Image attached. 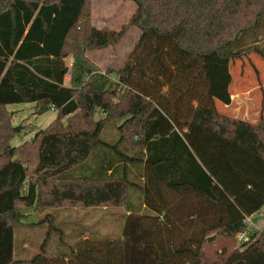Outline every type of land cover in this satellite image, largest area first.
Instances as JSON below:
<instances>
[{
	"label": "trees",
	"instance_id": "1",
	"mask_svg": "<svg viewBox=\"0 0 264 264\" xmlns=\"http://www.w3.org/2000/svg\"><path fill=\"white\" fill-rule=\"evenodd\" d=\"M130 1L115 30L90 24L89 0H0V264H264V231L237 239L246 215L264 214V115L216 107L231 101L233 60L264 62V0ZM129 26L126 60L87 77L85 51ZM24 102L56 115L15 146L5 107ZM110 206L125 211L119 236L78 231L55 256L44 242L29 258L15 248V226L52 208Z\"/></svg>",
	"mask_w": 264,
	"mask_h": 264
},
{
	"label": "rangeland",
	"instance_id": "2",
	"mask_svg": "<svg viewBox=\"0 0 264 264\" xmlns=\"http://www.w3.org/2000/svg\"><path fill=\"white\" fill-rule=\"evenodd\" d=\"M86 8L91 25L118 30L129 21L135 10V4L130 0H89V4ZM138 35L139 29L136 26H129L116 44L102 49H87L84 53L87 60V77H93L104 72L108 68H118L126 60ZM260 44H264V39H261ZM65 61L68 65L70 61H73L71 54L65 58ZM262 63H264L263 60L254 53L249 54L248 57H243L240 60L235 59L231 62L230 72L232 74V82L229 87L231 101L226 106L216 102V107L221 113L236 117V107L240 106L236 102L240 96L245 94L249 96L247 100H252V96L255 100L248 104L249 110H251L256 103L259 105L260 101L264 100V64ZM68 83L69 80L65 78V84ZM240 101H242V99H240ZM25 104L29 103H20L19 105H23V107L20 108L23 109L19 110L14 106L5 107L11 123L20 126L21 129L18 133L19 135L23 129L28 130V134L31 133L30 129L35 130V125L32 124V119L35 116V112L33 111L36 108H33L29 117L22 118L23 114H27V111L25 112L24 108ZM27 110L30 111V109ZM51 110L54 111L53 108H51L47 112H44L43 116H51L53 113ZM242 111L241 106L240 112ZM96 116L102 115L98 113ZM64 119L65 118H63V120ZM114 132L115 128L111 123L104 131L103 138L112 142ZM18 134L15 136H18ZM14 137L9 143H13ZM31 138L32 136H29L28 140ZM23 142H20L19 144ZM109 209H111V206ZM103 211L104 209L102 208L77 207L73 208V210L67 208L65 209V212L68 213L66 216L65 212L59 214L57 211L51 210L50 212H52L53 215L52 220H46L35 225L27 224L25 226H15V248L19 247L21 240L26 239L28 247L22 255V258H29L34 252L40 250L41 244L44 242L43 248L46 255L55 256L64 253L69 254L70 246L74 244L79 236H76L78 231L82 232L81 237H85L89 233H94L99 236H119L121 233V212H113L110 219L101 220L99 215H103Z\"/></svg>",
	"mask_w": 264,
	"mask_h": 264
},
{
	"label": "crops",
	"instance_id": "3",
	"mask_svg": "<svg viewBox=\"0 0 264 264\" xmlns=\"http://www.w3.org/2000/svg\"><path fill=\"white\" fill-rule=\"evenodd\" d=\"M71 61L69 62V65H71ZM263 64V63H262ZM264 70V69H263ZM69 80V79H67ZM241 89V88H240ZM249 98V96L247 94L245 95H242L238 98V101L236 103H238L240 106L239 107H236V118H239V119H242V120H246L248 122H251V123H255L259 117L261 115H264V100H261L260 101V104L258 105L257 103L253 106V108L251 110H249L248 108V104L250 102H253V96H252V100H247ZM240 99H242V101H240ZM255 101V100H254ZM243 102V103H241ZM257 102V101H256ZM24 103H29V104H25L24 105V108H25V112L27 111V114H23L22 115V118H27L29 117L30 113L33 111V108L35 107L36 103L35 102H24ZM20 103H13V104H7L6 106H14L16 108L19 109H23V108H20V107H23V105H19ZM224 106H226V104H222ZM228 105V104H227ZM29 106V107H28ZM241 106H242V112H240L241 110ZM27 109H30V111H28ZM35 111V110H34ZM33 111V112H34ZM52 111V110H51ZM47 112V111H46ZM52 115L49 116V117H44L43 116V113L42 114H35L34 118L32 119L33 122L32 124L35 125V130H31L30 129V134H28L29 132H27L28 130H22L21 131V134L18 136H15L14 139H13V143H11L12 145H15L17 146V144H19L20 142H23L25 140H28L29 139V136H33V134L35 133V131H37L38 129H41L43 127H45L47 124H49L53 118L55 117L56 115V112L55 111H52ZM14 124H17V123H14ZM25 132V133H24ZM116 137V133L114 132V135H113V138L112 139H115ZM15 141V143H14ZM102 150L101 148H98L96 149V154H101L102 153ZM99 161V160H98ZM89 169V168H88ZM87 169V171H88ZM110 172V170H108V173ZM110 207H103L102 209H104V214H100L99 215V218L101 220H108L112 217V213L113 212H123L124 209L122 207H111V209H109ZM73 210V208H71ZM19 210L20 212H22L26 217L23 219L24 222H35L36 220H38L41 212H37L34 208L32 207H19ZM51 210H55L57 211V213L61 214L63 212H65V209H58V208H52ZM106 210V211H105ZM116 213V214H117ZM127 213V212H126ZM66 216L68 213H66ZM108 216V217H107ZM31 217V218H29ZM32 219V220H31ZM22 220V221H23ZM21 226H25V225H21ZM251 226L256 229V230H260V231H264V214L262 213H256L253 215L252 217V222H251ZM15 233V231H14ZM28 245H27V240H21L20 244H19V249L22 250V249H25L27 248ZM25 252V251H24Z\"/></svg>",
	"mask_w": 264,
	"mask_h": 264
},
{
	"label": "built area",
	"instance_id": "4",
	"mask_svg": "<svg viewBox=\"0 0 264 264\" xmlns=\"http://www.w3.org/2000/svg\"><path fill=\"white\" fill-rule=\"evenodd\" d=\"M69 76L70 75L67 73L66 76H65V78L69 79ZM263 210H264V208H263ZM257 213H260V212H257ZM254 214H256V213H254ZM254 214L246 215L244 217V222H245L246 225H245L244 230L241 231L240 233H238V235H237V239L238 240L243 239L245 237V234H246L247 229L251 226L252 217H253Z\"/></svg>",
	"mask_w": 264,
	"mask_h": 264
},
{
	"label": "water",
	"instance_id": "5",
	"mask_svg": "<svg viewBox=\"0 0 264 264\" xmlns=\"http://www.w3.org/2000/svg\"><path fill=\"white\" fill-rule=\"evenodd\" d=\"M263 208H264V206H263Z\"/></svg>",
	"mask_w": 264,
	"mask_h": 264
}]
</instances>
